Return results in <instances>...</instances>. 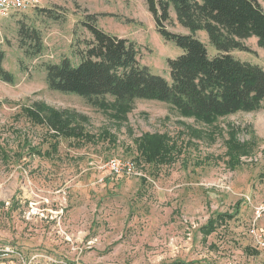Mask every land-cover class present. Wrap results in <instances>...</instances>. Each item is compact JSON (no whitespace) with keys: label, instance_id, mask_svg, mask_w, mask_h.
<instances>
[{"label":"rangeland","instance_id":"obj_1","mask_svg":"<svg viewBox=\"0 0 264 264\" xmlns=\"http://www.w3.org/2000/svg\"><path fill=\"white\" fill-rule=\"evenodd\" d=\"M169 11L167 29L188 33ZM86 14L134 40L140 64L167 79L166 59L181 53L146 0H41L0 18L3 66L14 75L0 79V264H258L264 251L248 228L264 204V102L205 121L161 100L99 107L52 90L45 64L79 61ZM20 25L40 33L38 55L20 47ZM194 34L217 52L204 30ZM240 43L231 53L264 68L256 38ZM142 143L163 161L143 160ZM113 158L132 159L135 172L116 175Z\"/></svg>","mask_w":264,"mask_h":264},{"label":"trees","instance_id":"obj_2","mask_svg":"<svg viewBox=\"0 0 264 264\" xmlns=\"http://www.w3.org/2000/svg\"><path fill=\"white\" fill-rule=\"evenodd\" d=\"M146 3L157 32L181 49L180 54L166 59L169 79L140 64L134 40L103 30L95 24L93 14H86L80 23L90 38L84 39V47L77 50L79 61L73 64L69 58H63L58 63L45 64L48 87L79 95L99 107L123 108L134 98L161 100L205 121L261 106L264 68L241 61L231 53L233 48L244 49L240 39L251 36L264 49V10L257 0H146ZM170 8L188 33L167 29ZM39 10L57 18L50 9ZM199 29L206 32L216 49L214 55L210 56L205 43L195 36ZM18 36L27 56L41 52V36L36 29L20 25ZM4 55L0 48V79L13 83V73L3 66ZM107 95L113 97V103L105 99ZM37 107L44 108L42 104ZM51 115L57 119L55 112ZM140 156L148 162L163 161L160 148L145 143L141 144Z\"/></svg>","mask_w":264,"mask_h":264},{"label":"built area","instance_id":"obj_3","mask_svg":"<svg viewBox=\"0 0 264 264\" xmlns=\"http://www.w3.org/2000/svg\"><path fill=\"white\" fill-rule=\"evenodd\" d=\"M41 0H0V18L8 17L16 11L29 10L40 3ZM107 165L116 174H132L135 172L136 166L132 159L121 161L118 158L108 160ZM261 207L256 209V214L259 215ZM256 215V216H257ZM249 233L254 240L255 246L264 251V235L256 230L254 225L250 227Z\"/></svg>","mask_w":264,"mask_h":264},{"label":"crops","instance_id":"obj_4","mask_svg":"<svg viewBox=\"0 0 264 264\" xmlns=\"http://www.w3.org/2000/svg\"><path fill=\"white\" fill-rule=\"evenodd\" d=\"M256 38V37H255ZM261 207V210L259 212V215L256 214V209ZM253 218H252V222L251 224L249 225V228H248V231L250 230V227L252 225H254L255 229L258 230V231H262L263 232V235H264V204H261L260 206H255L254 208V213H253ZM257 215V216H256ZM260 221H262V226L260 225ZM261 232V233H262ZM249 234V233H248ZM251 239H252V236H250ZM259 257V259H261L260 262H258V264H264V257L261 256V255H257ZM262 257V258H261Z\"/></svg>","mask_w":264,"mask_h":264}]
</instances>
